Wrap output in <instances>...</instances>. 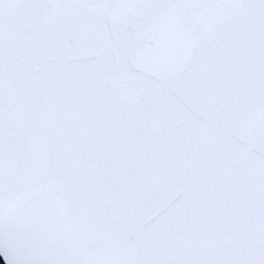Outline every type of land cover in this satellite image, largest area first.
<instances>
[{
  "label": "snow or ice",
  "instance_id": "obj_1",
  "mask_svg": "<svg viewBox=\"0 0 264 264\" xmlns=\"http://www.w3.org/2000/svg\"><path fill=\"white\" fill-rule=\"evenodd\" d=\"M5 264H264V0H0Z\"/></svg>",
  "mask_w": 264,
  "mask_h": 264
},
{
  "label": "water",
  "instance_id": "obj_2",
  "mask_svg": "<svg viewBox=\"0 0 264 264\" xmlns=\"http://www.w3.org/2000/svg\"><path fill=\"white\" fill-rule=\"evenodd\" d=\"M0 261H1L2 264H5V261H4V258H3L2 255H0Z\"/></svg>",
  "mask_w": 264,
  "mask_h": 264
},
{
  "label": "trees",
  "instance_id": "obj_3",
  "mask_svg": "<svg viewBox=\"0 0 264 264\" xmlns=\"http://www.w3.org/2000/svg\"><path fill=\"white\" fill-rule=\"evenodd\" d=\"M0 264H2L1 261H0Z\"/></svg>",
  "mask_w": 264,
  "mask_h": 264
}]
</instances>
